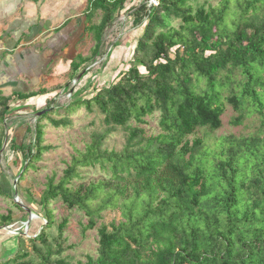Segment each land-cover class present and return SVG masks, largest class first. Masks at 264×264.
<instances>
[{"label": "trees", "instance_id": "1", "mask_svg": "<svg viewBox=\"0 0 264 264\" xmlns=\"http://www.w3.org/2000/svg\"><path fill=\"white\" fill-rule=\"evenodd\" d=\"M128 1L88 0L86 29L95 40L93 55ZM132 8L134 22L143 24V30L128 67L116 81L94 87L90 97L72 98L49 111L69 114L81 104L88 111L96 106L107 131L92 133L62 176L48 179L40 202L59 199L69 209L83 211L89 219L86 229L94 228L104 211L119 212L118 224L98 228L97 257L76 264H264V121L252 134L206 140L222 126L225 99L238 112L234 125L242 123L247 109L264 115V0H221L207 8H195L191 0H158L155 6L142 2ZM97 13L101 20L92 22ZM88 60L78 55L72 76ZM45 92L0 93L2 115L13 100ZM155 111L160 131L145 136L139 125ZM51 123L67 124L64 119ZM116 127L125 130L126 142L120 150H108L103 142ZM200 129L206 130L204 137L197 136ZM42 134L38 124L35 149H29L19 180L41 157ZM96 166L107 176L73 183L79 168ZM44 218L46 225L29 241L39 254L36 242L46 247L43 259L48 261L52 248L45 229L53 219L48 211ZM66 224L64 220L59 231ZM26 256L29 252L0 264H31V259L17 261Z\"/></svg>", "mask_w": 264, "mask_h": 264}, {"label": "rangeland", "instance_id": "2", "mask_svg": "<svg viewBox=\"0 0 264 264\" xmlns=\"http://www.w3.org/2000/svg\"><path fill=\"white\" fill-rule=\"evenodd\" d=\"M144 0H129L119 14H115L110 26L106 29L99 53L93 55L92 48L95 40L89 45L82 55L89 60L82 66L80 79L72 78L64 90L52 94L54 100H47L41 106L34 102H21L9 104L7 115H2L3 105L0 103V263H5L23 252H29V256L17 261H31V264H55L63 260L66 264H76L78 261L87 262V256L97 257L99 246L98 228L105 224H118L121 221L117 210H106L102 218L97 219L92 229H86L88 217L77 208L69 209L61 200H51L46 205L40 202L41 195L46 188L48 179L52 176L58 180L65 168L70 164L73 155L77 151H84L90 143L92 133L107 131L104 123V114L94 106L88 111L84 104L73 112L66 114L51 112L53 107H62L71 103L72 98H88L92 95L94 87L103 86L106 83L116 81L117 74L128 67L133 58V49L143 30V24L134 22L133 6L139 5ZM221 0H191L192 5L216 6ZM101 14L97 13L92 22L98 23ZM173 26H178L179 21H173ZM141 71H145L141 68ZM236 92L241 90L237 87ZM257 90L261 91L258 87ZM227 91L225 95H227ZM264 102V99H263ZM49 109V110H48ZM48 110L37 116V112ZM251 110V111H249ZM247 109L241 124H232L233 118L238 115L233 106L225 99V109L221 116L222 126L213 133L207 134L206 130L197 131L198 137H204L209 143L219 142L222 137L229 134L236 136L248 135L256 132L264 115L257 110ZM264 112V110H263ZM42 117V118H41ZM40 118V119H39ZM51 119H64L65 126L55 127ZM145 123L140 124L145 136L156 135L159 131V112L144 117ZM40 124L43 134L41 147H45L41 157L32 162L23 177L19 180L27 160L29 149H35V129ZM132 125L137 123L132 121ZM103 142V147L108 150H120L126 142V133L122 127H116L108 131ZM191 136L190 138H192ZM80 176L73 183H88L98 180L107 174L99 167L79 168ZM15 203H19L18 207ZM48 211L53 219V224L45 229L46 237L52 248L50 260L46 261V247L37 241L41 254L32 249L29 239L38 235L46 225L44 218ZM9 215L10 221H3V217ZM67 220L62 231L58 226ZM29 221L28 225L26 222ZM23 238V243L19 239ZM44 257V258H45ZM10 264H14L13 261Z\"/></svg>", "mask_w": 264, "mask_h": 264}, {"label": "crops", "instance_id": "3", "mask_svg": "<svg viewBox=\"0 0 264 264\" xmlns=\"http://www.w3.org/2000/svg\"><path fill=\"white\" fill-rule=\"evenodd\" d=\"M88 0H0V93L5 97L46 91L12 104H44L62 91L71 64L92 44ZM82 50V51H81Z\"/></svg>", "mask_w": 264, "mask_h": 264}, {"label": "built area", "instance_id": "4", "mask_svg": "<svg viewBox=\"0 0 264 264\" xmlns=\"http://www.w3.org/2000/svg\"><path fill=\"white\" fill-rule=\"evenodd\" d=\"M143 2H145L149 7L155 6L158 4V0H144Z\"/></svg>", "mask_w": 264, "mask_h": 264}, {"label": "water", "instance_id": "5", "mask_svg": "<svg viewBox=\"0 0 264 264\" xmlns=\"http://www.w3.org/2000/svg\"><path fill=\"white\" fill-rule=\"evenodd\" d=\"M80 77H81V73L77 75L76 79L78 80V79H80ZM44 112H45L44 110L38 111L37 116L43 114ZM28 223H29V221L26 222V225H28Z\"/></svg>", "mask_w": 264, "mask_h": 264}]
</instances>
